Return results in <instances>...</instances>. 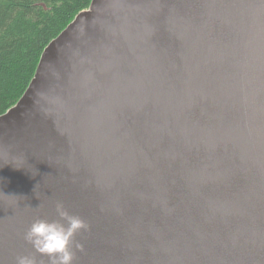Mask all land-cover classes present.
I'll list each match as a JSON object with an SVG mask.
<instances>
[{"label": "water", "instance_id": "95a60500", "mask_svg": "<svg viewBox=\"0 0 264 264\" xmlns=\"http://www.w3.org/2000/svg\"><path fill=\"white\" fill-rule=\"evenodd\" d=\"M57 201L75 264H264V0L78 13L0 115V264Z\"/></svg>", "mask_w": 264, "mask_h": 264}, {"label": "trees", "instance_id": "16d2710c", "mask_svg": "<svg viewBox=\"0 0 264 264\" xmlns=\"http://www.w3.org/2000/svg\"><path fill=\"white\" fill-rule=\"evenodd\" d=\"M92 0H0V115L32 81L45 47Z\"/></svg>", "mask_w": 264, "mask_h": 264}, {"label": "clouds", "instance_id": "9594fccd", "mask_svg": "<svg viewBox=\"0 0 264 264\" xmlns=\"http://www.w3.org/2000/svg\"><path fill=\"white\" fill-rule=\"evenodd\" d=\"M55 218H35L23 233L31 252L15 257V264H38L37 257H46L48 264H75L76 254L83 250L76 239L89 229L87 222L68 210L62 201L54 205Z\"/></svg>", "mask_w": 264, "mask_h": 264}]
</instances>
